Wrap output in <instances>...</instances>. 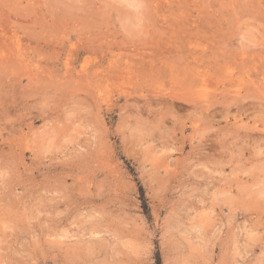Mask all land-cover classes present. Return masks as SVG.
I'll return each mask as SVG.
<instances>
[{
  "label": "rangeland",
  "instance_id": "1",
  "mask_svg": "<svg viewBox=\"0 0 264 264\" xmlns=\"http://www.w3.org/2000/svg\"><path fill=\"white\" fill-rule=\"evenodd\" d=\"M0 264H264V0H0Z\"/></svg>",
  "mask_w": 264,
  "mask_h": 264
},
{
  "label": "bare ground",
  "instance_id": "2",
  "mask_svg": "<svg viewBox=\"0 0 264 264\" xmlns=\"http://www.w3.org/2000/svg\"><path fill=\"white\" fill-rule=\"evenodd\" d=\"M138 10V9H137ZM186 60V59H185ZM180 67V66H179ZM247 95V94H246ZM225 96V95H224ZM249 96V95H248ZM224 98V97H223ZM198 104V103H197Z\"/></svg>",
  "mask_w": 264,
  "mask_h": 264
}]
</instances>
